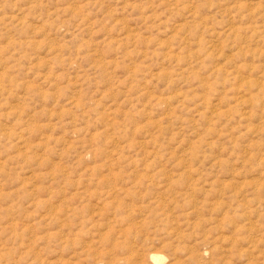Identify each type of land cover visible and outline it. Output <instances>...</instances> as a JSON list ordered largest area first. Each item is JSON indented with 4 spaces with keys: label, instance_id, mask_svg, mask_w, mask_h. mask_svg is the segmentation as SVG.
Returning <instances> with one entry per match:
<instances>
[{
    "label": "rangeland",
    "instance_id": "obj_1",
    "mask_svg": "<svg viewBox=\"0 0 264 264\" xmlns=\"http://www.w3.org/2000/svg\"><path fill=\"white\" fill-rule=\"evenodd\" d=\"M0 264H264V0H0Z\"/></svg>",
    "mask_w": 264,
    "mask_h": 264
}]
</instances>
